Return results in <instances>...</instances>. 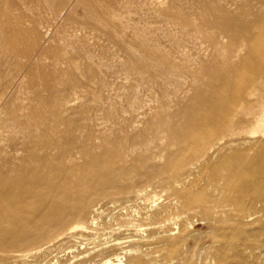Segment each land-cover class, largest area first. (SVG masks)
I'll return each mask as SVG.
<instances>
[{"label":"bare ground","instance_id":"6f19581e","mask_svg":"<svg viewBox=\"0 0 264 264\" xmlns=\"http://www.w3.org/2000/svg\"><path fill=\"white\" fill-rule=\"evenodd\" d=\"M17 1L0 0V26L8 25L1 29L14 37L11 48L0 52V63L7 66L0 74V264H264L261 35H255L259 41L251 55L258 62L247 64L246 74L221 72L205 83L202 54H187V76L194 80L196 93L175 111L169 104V87L162 83L178 78L184 71L181 64L142 30L126 24L120 3H85L82 25L105 32L103 36L127 57L129 69L158 85L157 105L145 119L152 135L143 129L145 150L137 153V164L128 166L121 151L109 143L111 128H99L102 131L93 135L77 132L64 121L65 103L56 86L64 80L73 89L80 86L76 64L63 68L56 63L43 76L47 97L35 92L17 106L13 97L5 100L7 89L24 72V58L53 51L60 62L66 53L49 49L39 39L41 29L54 19L39 13L25 25L15 16ZM38 1L55 17L74 2ZM206 10L215 23L231 27L220 6ZM167 14L204 47L205 59L211 50L218 62L231 67L222 35L203 33L188 17ZM179 116L183 120L176 123L174 117ZM92 136L101 139L99 151L90 147ZM154 147L164 152L163 162H153ZM76 154L89 160L79 164ZM158 175L159 191L151 181ZM102 197L112 205L103 207ZM197 221L205 222V231L197 228Z\"/></svg>","mask_w":264,"mask_h":264},{"label":"rangeland","instance_id":"374dc122","mask_svg":"<svg viewBox=\"0 0 264 264\" xmlns=\"http://www.w3.org/2000/svg\"><path fill=\"white\" fill-rule=\"evenodd\" d=\"M76 1L74 0L69 8L63 10V14L61 13L56 17L48 15V12L46 13L44 2L38 0L17 1L15 16L25 20V25L35 17H40L39 13L42 14V18L47 16L54 19L50 27L45 24L46 27L41 29L42 32L39 39L44 42V46H49V49L58 47L61 48L62 52L66 53L60 62L55 59L53 51L44 53L41 58H38L37 55L30 60L24 58V72L18 78L19 82L17 80L7 89V94H5L4 98L9 100L13 97L15 100L13 99L12 102L17 106L26 102L28 97L35 92L47 97L48 91L42 84L43 76L50 73L56 63L63 68H68L72 62V66L76 64L74 66L77 76L81 80L80 86L73 89L67 80L56 86L58 97L65 103L62 112L64 121L71 123L77 132L89 131L93 135L102 131L100 130L102 128L103 130L104 128L107 130L111 128L113 132L109 143L121 151L124 159L123 164L128 166L137 164L139 162L137 153L145 150V142L142 138L143 129L146 135H152L151 130L146 127L145 119L151 115L157 105L158 85L151 81L147 82L146 79H141L137 73L130 70L127 57L122 54L123 52L115 42L109 40L108 37H104L106 35L105 32L82 25V8L85 3L91 0H80L82 2L81 6H76ZM107 1L120 3L123 19L124 21L126 20L125 23H128L136 30H142L146 37L153 40L152 44H156L164 51H169L175 61L183 67L182 70L184 71L183 75H180L181 78L180 76H178L179 79L174 77L169 83H162L166 88L169 87L167 89L169 92V104L175 111L184 107L196 93L193 88L194 80L187 76V54H191L192 57H198V54L199 56L202 54V64L207 67L202 72L205 76L203 78L205 83L221 72H228L232 75L246 74L248 73L246 65L258 62V59L251 55L256 43L259 41L258 38H255V35L260 34L259 39L264 44V0H133L132 4L131 2L127 4L126 0ZM209 5H218L225 11V20L230 23V28H225L215 23V17L211 15L212 12L206 10ZM168 12L179 14L185 19L188 17L191 20V25L200 28L203 33L206 31L212 32L217 38L222 35L220 42L223 47L230 51L229 61L231 67L228 68L227 64L218 62L219 57L216 54L212 55L211 50L209 51L210 57L205 59L204 47L198 41L193 40L187 32H183L182 26L175 19L173 20L168 16ZM130 20H133L135 25ZM144 26L148 29L145 30ZM1 28L0 26V52L3 53L4 49L11 48L14 37L7 35L8 33L6 34V31H3L8 29L7 24H4L3 30ZM2 35L7 36L5 39H1ZM20 49H23V47ZM260 49L264 52L263 45H261ZM78 54L82 56L79 57ZM6 70L7 66L0 63V74ZM174 81L178 82L177 84L179 85L173 84ZM131 102L133 105L135 103L133 109ZM136 108L138 109L136 110ZM127 117H131V121ZM127 120L129 123H127ZM174 120L178 123L183 118L180 116L174 117ZM89 144H91L90 147L94 151H99L101 139L92 136ZM152 150L157 152V157L153 159V162H163L164 160L161 156L164 152L158 147H154ZM76 160L79 164H82L89 158L76 154ZM134 178L137 185L142 186L143 183H138V177ZM158 178L159 175L151 180L153 188L157 187L155 189H158L157 191L161 189ZM99 199H101L103 207L112 205L109 202V198L102 197ZM196 225L200 231L206 230L204 221H197ZM6 254L4 253V255Z\"/></svg>","mask_w":264,"mask_h":264}]
</instances>
